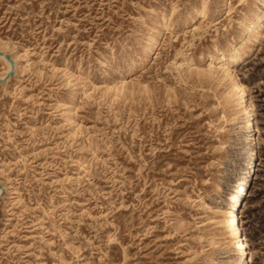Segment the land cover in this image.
I'll return each instance as SVG.
<instances>
[{"label":"rangeland","instance_id":"374dc122","mask_svg":"<svg viewBox=\"0 0 264 264\" xmlns=\"http://www.w3.org/2000/svg\"><path fill=\"white\" fill-rule=\"evenodd\" d=\"M263 12L0 0V264H238L221 224L254 146L238 86L258 146L240 217L264 264Z\"/></svg>","mask_w":264,"mask_h":264},{"label":"bare ground","instance_id":"6f19581e","mask_svg":"<svg viewBox=\"0 0 264 264\" xmlns=\"http://www.w3.org/2000/svg\"><path fill=\"white\" fill-rule=\"evenodd\" d=\"M264 12L258 16L257 22L263 19ZM256 28V20L252 21L250 26L247 28L249 31ZM0 59L6 61L5 57L0 56ZM226 60L225 55L222 54L220 56H215L210 59L209 65H222L223 62ZM8 70L11 69V64L7 62ZM243 94L244 97V106L245 113L247 116V129H249L252 133L251 140L254 142V146L250 149L249 158L250 161L247 162V173L240 180V182L234 187L233 195L229 198V204L227 205V210L223 212V218L221 224L226 228L227 232L229 233L232 244H233V251L237 257L238 264H249L250 260V253L248 252V245L246 243V238L243 233L241 217H240V203L242 198L244 197V193L246 191V186L248 184V179L254 171L257 156H258V146L256 144L257 136H256V129L254 125V112L249 106L248 101L246 100V91L242 86H238ZM251 180V179H250ZM248 181V182H247ZM247 182V183H246ZM2 194V190L0 189V195Z\"/></svg>","mask_w":264,"mask_h":264},{"label":"water","instance_id":"95a60500","mask_svg":"<svg viewBox=\"0 0 264 264\" xmlns=\"http://www.w3.org/2000/svg\"><path fill=\"white\" fill-rule=\"evenodd\" d=\"M0 56H4V57L7 59V61L11 64L12 71H11V72L9 73V75H8V77H10V76L13 74V70H14V61H13L10 57L6 56L5 54H3V53H1V52H0Z\"/></svg>","mask_w":264,"mask_h":264}]
</instances>
